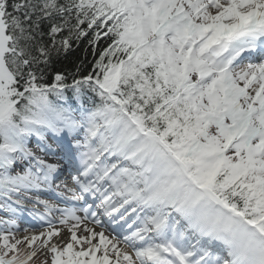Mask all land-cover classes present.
Instances as JSON below:
<instances>
[{
  "label": "snow or ice",
  "instance_id": "1",
  "mask_svg": "<svg viewBox=\"0 0 264 264\" xmlns=\"http://www.w3.org/2000/svg\"><path fill=\"white\" fill-rule=\"evenodd\" d=\"M0 210V264H264V0H0Z\"/></svg>",
  "mask_w": 264,
  "mask_h": 264
},
{
  "label": "trees",
  "instance_id": "2",
  "mask_svg": "<svg viewBox=\"0 0 264 264\" xmlns=\"http://www.w3.org/2000/svg\"><path fill=\"white\" fill-rule=\"evenodd\" d=\"M86 47H87V40L82 41L79 44V46H77L75 42H73V49H74L73 54L69 56L68 60L61 61L60 64H57V67L63 68L65 74L67 75L68 72L75 71V67L73 66V61L76 64H79L80 61L83 60L85 64L87 65L88 69H90L91 63L93 62L94 57L92 55L90 47L88 48L87 53L85 52ZM104 47H106L105 41L104 39H101V41L99 42V48L102 50ZM77 57H79V59H77ZM69 82H71V77H69Z\"/></svg>",
  "mask_w": 264,
  "mask_h": 264
},
{
  "label": "bare ground",
  "instance_id": "3",
  "mask_svg": "<svg viewBox=\"0 0 264 264\" xmlns=\"http://www.w3.org/2000/svg\"><path fill=\"white\" fill-rule=\"evenodd\" d=\"M40 210H43L42 206H37V208L35 209V211H37V212H41ZM78 214L79 215H83V213H78ZM55 220H53V221H55ZM33 225H34V227H36L39 230H41L42 228L47 226L44 222H42V221H40L38 219H35V221H33ZM66 237H67V233L65 232V233L62 234L61 239H66Z\"/></svg>",
  "mask_w": 264,
  "mask_h": 264
},
{
  "label": "rangeland",
  "instance_id": "4",
  "mask_svg": "<svg viewBox=\"0 0 264 264\" xmlns=\"http://www.w3.org/2000/svg\"><path fill=\"white\" fill-rule=\"evenodd\" d=\"M21 236H22V235H21ZM37 260H38V259H37ZM37 260L35 261V264H36L37 262L39 263V261H37Z\"/></svg>",
  "mask_w": 264,
  "mask_h": 264
}]
</instances>
